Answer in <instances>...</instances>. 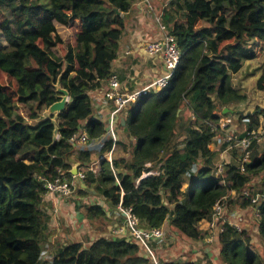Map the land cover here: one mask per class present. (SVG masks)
<instances>
[{
	"label": "trees",
	"instance_id": "16d2710c",
	"mask_svg": "<svg viewBox=\"0 0 264 264\" xmlns=\"http://www.w3.org/2000/svg\"><path fill=\"white\" fill-rule=\"evenodd\" d=\"M134 1L0 0V33L6 41L0 42V71L15 81L14 86L0 82V264H154L141 244L106 236L90 245L71 242L52 260L50 255L43 258L45 184L60 171L73 178V155L86 173L85 184L95 185L112 206L132 208L141 227L164 230L169 224L180 239L197 243L208 233L200 223L216 219L214 245H219L225 264H264V251L243 226V214V221L233 220L239 222L237 227L215 212L217 202L254 208L264 242V134L258 129L264 107L239 118L247 120L239 138L246 136L248 144L237 162L222 163L221 173L222 150L210 147L222 131L219 105L224 109L246 99L231 78L257 58L264 42V0L169 1L162 19L180 50L178 66L166 87L152 89L127 110L124 126L134 138L130 157L112 163L103 159L95 175L88 170L93 152L104 155L113 140L104 136L105 124L93 117L89 92L102 87L113 73L125 17ZM75 20L80 21L75 44L67 42L65 55H59L55 49L64 40L57 23L68 26ZM261 70L257 88L264 91V65ZM57 84L69 91L66 109L56 120L39 119L59 100ZM20 104L28 108L27 115L19 111ZM183 108L192 118L180 147L173 138ZM83 128L89 141L76 149L71 138ZM149 169L159 173L142 176ZM260 176L255 190L253 181ZM86 209L88 218L105 215L98 204ZM159 264L198 263L186 258L161 259Z\"/></svg>",
	"mask_w": 264,
	"mask_h": 264
},
{
	"label": "crops",
	"instance_id": "0c3cea01",
	"mask_svg": "<svg viewBox=\"0 0 264 264\" xmlns=\"http://www.w3.org/2000/svg\"><path fill=\"white\" fill-rule=\"evenodd\" d=\"M169 1L170 0H152L155 9L157 11L160 10L162 13L164 8L167 7ZM147 9V6L142 0H135L131 10L126 14L125 17V29L120 40L119 55L113 63L112 68L113 73L118 74L120 77L122 91H134L143 88L156 80L152 78V73L148 70V68L152 67L153 63L156 64L155 60H157L160 55L155 57L149 56L145 51V46L148 42L158 39L162 35L158 26L154 22L152 14ZM63 27L66 26L57 23L58 32L64 39L62 34L63 32L60 30ZM155 68L156 67H152L151 69L155 70ZM106 87L107 81H105L102 87L89 92L93 104V117L102 121L105 124V129L107 128V121L109 119L110 111L113 108V104L103 98ZM127 110L126 113H124V110L123 114L121 115L120 123L122 125L120 123L118 124V140L121 139V134H127L126 128L124 126ZM84 125L85 122L81 124V126ZM81 130L85 129L83 128ZM105 134L106 131L104 135ZM130 138L134 142V138ZM100 141L101 140L98 139V142L96 141L95 144L100 143ZM213 144H215V142ZM74 145L77 147L79 145H86V143H76ZM116 147L117 144L115 145L112 154H110L109 151L104 155H100V153H98V156L93 152V162L89 168L90 171H92L95 175L98 174L101 170V161L103 159H107L108 161L113 159V154L116 150ZM95 157L97 158L96 161ZM95 162L96 164H94ZM73 168H76L77 172L81 170V167H79V162L74 161L72 170ZM91 168L93 170H91ZM77 172L73 173V183L75 189L70 196L66 198L60 197L59 195H55L46 190L42 197L41 208L48 216L44 242L46 240L51 242L50 248H52V257L50 256L49 258L51 260L60 247L71 242H83L85 245H90L94 240L102 236L117 237L113 233L114 227L125 224V216L120 211L119 206L116 207L109 204L105 197L97 193L95 185L88 186L85 184V179L83 180L75 177ZM78 185L79 191L76 193ZM89 192H91V195H89ZM75 193L79 194V196H73ZM87 202L89 205H100L105 210V215L94 219L88 218L86 216V206H89L86 204ZM200 225L204 230H207L208 222L206 220L202 221ZM171 229V226L166 224L164 226V230H166V233H168L161 240L153 242V246L155 247L156 253L159 256V260L163 259V257L167 254V252L164 250L163 243L165 245H168L171 242L178 243V238H175L176 232H173ZM170 234L173 235L172 240L168 238ZM167 239L169 240L168 242H166ZM196 244L200 246L201 240L195 243V245ZM198 246L195 247L196 250ZM211 248H213V246H206V250H204L205 253L209 254ZM172 254L173 253H171V255ZM177 256L178 255H174L173 257ZM164 259L170 260L174 258H167L165 256ZM184 259H186V257L183 256L182 260ZM191 259L196 261V258Z\"/></svg>",
	"mask_w": 264,
	"mask_h": 264
},
{
	"label": "rangeland",
	"instance_id": "374dc122",
	"mask_svg": "<svg viewBox=\"0 0 264 264\" xmlns=\"http://www.w3.org/2000/svg\"><path fill=\"white\" fill-rule=\"evenodd\" d=\"M79 29H80V21L78 20L77 21L75 20L72 22L71 25H68L60 29L61 32H63L62 34L64 36L63 39L64 41L63 43L59 44L55 49V51L59 55L62 56L65 55L67 42L75 44L76 32ZM1 41L4 43L6 42L2 34L0 33V42ZM257 50H258L257 58L248 60L245 63L244 67L238 73L233 74L231 78L232 84L235 87L240 88L245 93L246 99L227 104L225 106V108H228L226 112H224V109H222L221 105H219V107L217 108V113L220 116L219 118L220 124H229L231 121L230 125L226 129V132H224L223 130L219 131L214 138L215 144L212 143L210 145L212 149L216 148L222 150L220 165H219L222 167V169L225 168V166L222 163L225 164L226 162L227 163L237 162L242 155V145L238 143L235 144L233 142H229L230 140L228 139V133L233 132L234 134H243L246 129L247 120L244 119L240 120L239 118L241 117V115L252 113L257 107H264V91H261L257 88V80L261 75V71H262L261 68L264 65V42L260 41V45ZM155 62L156 64L153 63L152 66V67H156L155 70L151 69L152 67H149L148 70L152 73L151 74L152 78L157 79L158 77H160L165 73L166 68L164 67V62L161 57L155 60ZM0 82L2 84H10L12 86L15 85L14 79L10 78L7 74H5L2 71H0ZM134 106H136V104H130L128 106V109ZM18 109L20 112L24 113L25 115L28 114V108L25 107V105L20 104L18 106ZM44 111L45 110H43L40 113V115H42ZM179 114H180V119L176 125L173 144H177L178 146L182 147L183 146L182 142L185 138L187 127L189 126V122L192 118V115L191 112L187 110V108H183ZM261 121H263L262 126L259 127L258 129L260 134H264L261 133L264 132L262 130V128H264V120L261 119ZM104 136L106 137L107 135L105 134ZM93 145L94 144H92V148H95L96 146ZM86 146L87 145H79L76 147V149L84 148ZM133 146H134V142L133 140H131L130 136L128 134L126 135L121 134V139L119 140V143H117L116 150L113 154V160L115 158L120 157V155L130 157ZM95 154L99 156L97 151L95 152ZM96 160L97 158L95 157V161ZM71 161L72 163L74 162V155L71 156ZM94 164H96V162ZM261 179L262 176L254 180L252 188L254 189L257 188L261 183ZM78 191H79V185L77 187L76 193ZM76 193L73 196H79V194ZM89 193H90L89 195H91V192ZM234 196L235 194L231 196L232 199H234ZM235 197H237V195ZM237 200L239 199L237 198ZM86 204H88V202ZM224 207H223L224 210L221 211V214H223L222 216L223 221L228 222V221H233L235 219L238 220L239 218H242L243 221V216H244L245 222L243 226L249 230L248 232L251 234L252 238L254 239V243L256 244V246H258L259 249H262L264 251V242L261 239L258 232V226L256 224L257 218L254 212V208H250L249 210L241 209L238 207V203L236 204L235 202L229 204L228 207L226 206ZM240 212L243 214V216L240 214ZM175 234H176L175 238L176 239L178 238V243H173L171 241H170L171 243H169L168 245H165L163 243L164 250L165 252H167V254L165 255L167 258L182 259V257L184 256L189 259L196 258V262L198 264H225L224 261L219 257V245H214L215 241L214 240L212 241V238L208 234H205L204 238L201 239L200 246H198L197 244L195 245L194 242L193 243L191 242L194 240L187 241V239H180L178 233L176 232ZM168 238L172 240L173 235L170 234ZM168 241L169 240L167 239L166 242ZM50 246H51L50 241L46 240L45 242H43V258L46 255L47 256L52 255L51 254L52 248H50ZM197 246L198 248L196 250L195 247ZM206 246H213L212 249L213 252L211 254L205 253L204 250H206ZM171 253L173 254L171 255ZM174 255H178V256L173 257ZM165 256L163 257V259L165 258Z\"/></svg>",
	"mask_w": 264,
	"mask_h": 264
},
{
	"label": "built area",
	"instance_id": "2783aa9c",
	"mask_svg": "<svg viewBox=\"0 0 264 264\" xmlns=\"http://www.w3.org/2000/svg\"><path fill=\"white\" fill-rule=\"evenodd\" d=\"M147 6V10L152 14L154 22L157 24L161 37L155 40H152L147 43L145 46V51L149 56H159L162 57L166 71L163 75L154 80L151 84L134 90V91H122V84L118 74L112 73L110 77L107 79V87L104 90L103 98L106 101H110L113 104V108L110 111L109 119L107 121L106 135L112 138L113 146L110 150V154L113 153L115 145L117 144L118 134L117 128L120 123L121 115L124 110H126L130 104H136L144 95L151 92L152 89H160L167 86L169 80L174 75V71L176 70L179 60H180V50L177 46V42L175 36L170 32L169 27L164 23L162 17V12H157L151 0H142ZM231 123V121H230ZM229 124H220L219 127L221 130L226 132ZM84 131V132H83ZM255 133V131L248 132L247 134ZM229 142L241 144L242 147L248 144V138L245 136L242 139L239 138V134L228 133ZM73 144L76 143H88L89 135L86 130H82L73 135L71 138ZM98 142V140H97ZM249 156V151L246 150L244 152V157L247 158ZM111 163L113 159L109 160ZM152 163L148 162L146 167H151ZM91 170H93L91 168ZM224 169L221 166L218 167V171L221 173ZM115 171V169H113ZM159 173L156 169H149L143 172L142 176H148ZM80 179H85L86 173L83 170H79L77 175ZM74 178V177H73ZM73 178H69L66 174H63L60 171L59 175H57L53 180L46 181L45 187L48 191L55 195H59L60 197H68L70 196L75 189ZM119 183V181L117 180ZM120 211L125 216V224L117 225L114 227L113 233L117 237L128 238L132 241H135L142 245V248L145 250V255L149 257L154 264H159V256L156 253L155 247L153 246V242L159 241L165 236V232L161 228H143L140 225L139 218L133 213L132 208L130 207H122L119 205ZM224 210L222 203L217 202L215 204V212L218 217L223 216L221 211ZM242 218H239L238 221H241ZM238 221H228L229 223H233L235 226L240 227ZM216 219L212 222H208L207 230L208 235L214 240L215 235L218 233V229ZM222 229V228H221ZM127 233V235H126ZM215 241V240H214Z\"/></svg>",
	"mask_w": 264,
	"mask_h": 264
},
{
	"label": "water",
	"instance_id": "95a60500",
	"mask_svg": "<svg viewBox=\"0 0 264 264\" xmlns=\"http://www.w3.org/2000/svg\"><path fill=\"white\" fill-rule=\"evenodd\" d=\"M118 14H121L119 10H116ZM57 91L59 92V100L54 102L50 105L42 115H40L39 119H45L50 116H54L53 119L55 120L58 115L66 109L68 104L70 94L66 88L61 87L60 84H57ZM228 108H224V112L227 111ZM55 136H58V129L55 128ZM76 168H73L72 173H76ZM118 183V182H117Z\"/></svg>",
	"mask_w": 264,
	"mask_h": 264
},
{
	"label": "clouds",
	"instance_id": "9594fccd",
	"mask_svg": "<svg viewBox=\"0 0 264 264\" xmlns=\"http://www.w3.org/2000/svg\"><path fill=\"white\" fill-rule=\"evenodd\" d=\"M69 101H70V98H69ZM69 101H68V102H69ZM80 131H82V130H80ZM80 131H79V132H80ZM89 168H90V166L88 167V170H90ZM77 173H78V172H77Z\"/></svg>",
	"mask_w": 264,
	"mask_h": 264
},
{
	"label": "bare ground",
	"instance_id": "6f19581e",
	"mask_svg": "<svg viewBox=\"0 0 264 264\" xmlns=\"http://www.w3.org/2000/svg\"><path fill=\"white\" fill-rule=\"evenodd\" d=\"M72 177V176H71Z\"/></svg>",
	"mask_w": 264,
	"mask_h": 264
}]
</instances>
